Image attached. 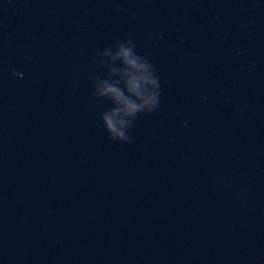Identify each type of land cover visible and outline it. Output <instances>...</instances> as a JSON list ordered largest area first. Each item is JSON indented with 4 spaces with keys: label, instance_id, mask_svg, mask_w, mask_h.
Segmentation results:
<instances>
[{
    "label": "water",
    "instance_id": "95a60500",
    "mask_svg": "<svg viewBox=\"0 0 264 264\" xmlns=\"http://www.w3.org/2000/svg\"><path fill=\"white\" fill-rule=\"evenodd\" d=\"M0 264H264V0H0Z\"/></svg>",
    "mask_w": 264,
    "mask_h": 264
},
{
    "label": "clouds",
    "instance_id": "9594fccd",
    "mask_svg": "<svg viewBox=\"0 0 264 264\" xmlns=\"http://www.w3.org/2000/svg\"><path fill=\"white\" fill-rule=\"evenodd\" d=\"M135 44L131 39H126L117 45V51L111 54L112 60H121L122 68H111L110 73H118L122 78L124 87L131 95L139 99V103L124 95L120 87L102 80L104 85L100 95H108L117 106L103 112L102 119L106 131L112 139L128 141L126 129L131 127L132 121L128 117L135 118L140 112L151 113L158 106L159 83L153 75V66L146 58L136 54ZM105 55L109 51L105 50Z\"/></svg>",
    "mask_w": 264,
    "mask_h": 264
}]
</instances>
